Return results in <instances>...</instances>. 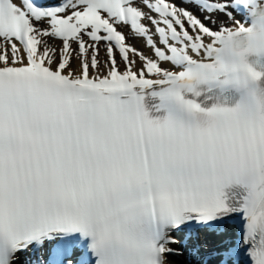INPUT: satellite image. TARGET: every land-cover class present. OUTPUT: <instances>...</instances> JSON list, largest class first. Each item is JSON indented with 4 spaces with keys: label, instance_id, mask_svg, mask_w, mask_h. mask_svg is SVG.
Returning <instances> with one entry per match:
<instances>
[{
    "label": "snow or ice",
    "instance_id": "6c2138e0",
    "mask_svg": "<svg viewBox=\"0 0 264 264\" xmlns=\"http://www.w3.org/2000/svg\"><path fill=\"white\" fill-rule=\"evenodd\" d=\"M178 256L264 264V0H0V264Z\"/></svg>",
    "mask_w": 264,
    "mask_h": 264
},
{
    "label": "bare ground",
    "instance_id": "6f19581e",
    "mask_svg": "<svg viewBox=\"0 0 264 264\" xmlns=\"http://www.w3.org/2000/svg\"><path fill=\"white\" fill-rule=\"evenodd\" d=\"M133 43H135L137 45V47H143V43L142 41H133ZM104 58V54H103V50H101V59Z\"/></svg>",
    "mask_w": 264,
    "mask_h": 264
}]
</instances>
